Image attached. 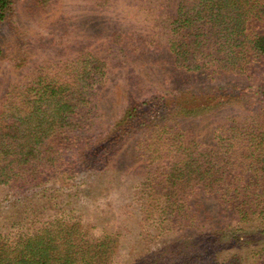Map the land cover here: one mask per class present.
I'll list each match as a JSON object with an SVG mask.
<instances>
[{"label":"trees","instance_id":"16d2710c","mask_svg":"<svg viewBox=\"0 0 264 264\" xmlns=\"http://www.w3.org/2000/svg\"><path fill=\"white\" fill-rule=\"evenodd\" d=\"M13 4L0 0V32ZM180 12L172 28L194 35L176 62L191 79H230L232 72L259 79L255 95L264 103V77L253 68L264 64V0H191ZM101 69L88 63L70 78L37 73L1 97L0 187L12 195L1 224L15 226V232L0 229V264H111L118 233L91 238L86 213L76 203L96 194L122 144L144 134L149 136L145 144L137 142L136 159L156 161V172L145 179L149 190L137 192V217L153 239L134 263L158 264L164 255L179 264H232L236 254L250 255L262 239L252 226L240 224L257 215L264 225V120L242 118L224 130L225 140L219 133L207 144L185 125L198 110L221 106L223 98L193 90L167 100L169 124L133 108L97 135L92 100ZM149 244L157 247L152 254Z\"/></svg>","mask_w":264,"mask_h":264},{"label":"rangeland","instance_id":"374dc122","mask_svg":"<svg viewBox=\"0 0 264 264\" xmlns=\"http://www.w3.org/2000/svg\"><path fill=\"white\" fill-rule=\"evenodd\" d=\"M189 3L191 0H14L0 32L4 47L0 56V99L37 73L70 78L75 69L92 63L102 66L95 76L99 86L92 100L97 135L114 127L133 108L145 117L156 118V123L169 124L171 104L167 100L191 95L193 90L197 95L223 98L221 106L206 112L198 110L195 120L185 125L207 144L219 133L216 137L225 140L224 130L242 118L259 115L264 120V103L255 95L259 79L248 81L232 72L230 79L216 75L194 82L183 64L176 62L177 55L181 57L179 51L190 50V35H194L178 34L181 28H172L179 16L183 17L184 12L179 10ZM197 57L203 58L199 54ZM253 68L258 77H264L263 63ZM148 136H134L122 144L113 169L93 197L77 196L76 207L86 213L83 222L91 227V238L97 239L106 231L118 233L111 264H136L138 251L146 254L145 241L153 239L146 236L147 224L137 217V192L149 190L145 179L156 172V161L136 159L137 142L143 144ZM74 175L82 179L85 174ZM11 199L9 191L0 187V229L6 235L15 232V226L1 224L10 211ZM259 221L254 215L251 221L240 224L252 226L250 230L256 231L262 241L250 248V255L244 254L246 250L236 254L232 264H264V225ZM149 247L151 254L157 248L154 244ZM175 262L164 255L158 260V264Z\"/></svg>","mask_w":264,"mask_h":264}]
</instances>
